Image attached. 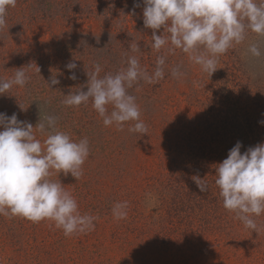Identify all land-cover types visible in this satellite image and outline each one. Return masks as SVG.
Returning <instances> with one entry per match:
<instances>
[{
	"label": "rangeland",
	"instance_id": "rangeland-1",
	"mask_svg": "<svg viewBox=\"0 0 264 264\" xmlns=\"http://www.w3.org/2000/svg\"><path fill=\"white\" fill-rule=\"evenodd\" d=\"M29 3L24 6L31 15ZM135 3L140 6L134 8ZM60 22L59 38L76 39L71 52L85 47L78 56H85L91 70L93 62L99 64L100 77L125 68L130 56L149 74L157 57L164 56L165 74L156 83L140 80L127 89L147 134L129 131L134 122L123 130L106 127L91 100L76 106L80 123L88 128L84 138L95 134L93 124L115 139L112 154L90 152L83 175L61 183L81 214L97 217L94 230L65 236L52 221L23 218L25 244L11 243L15 235L8 225L0 227V264H264V214L254 217L258 230L252 232L223 207L214 183L217 164L237 141L241 153L264 143V125L258 123L264 120V56L247 52L252 43L264 45V37L248 31L244 42L217 57V70L209 76L179 49L151 47L152 30L143 24L141 0H101L75 24ZM74 55L67 63L75 62ZM174 68L183 75L173 77ZM37 137L41 142L46 138ZM193 176L204 179L206 192ZM123 201L128 202L127 217L117 220L112 207ZM5 220L12 223L9 215Z\"/></svg>",
	"mask_w": 264,
	"mask_h": 264
},
{
	"label": "clouds",
	"instance_id": "clouds-1",
	"mask_svg": "<svg viewBox=\"0 0 264 264\" xmlns=\"http://www.w3.org/2000/svg\"><path fill=\"white\" fill-rule=\"evenodd\" d=\"M17 0H0V28L6 24L9 7ZM143 24L152 30L151 47L160 51L165 46L169 52L176 49L188 55L189 60L201 67L209 76L217 70L219 55L234 45L245 41L248 31L264 37V0H141ZM139 3L134 4L139 7ZM134 11V9H133ZM163 29L157 34V30ZM138 51V45H132ZM202 49V50H201ZM247 52L255 58L264 56V45L252 43ZM165 57L158 56L152 74L140 67L135 56L127 59V66L115 74H105L99 64L87 73V90L80 88L65 95L66 106H80L90 100L93 109L103 118V124L118 129L134 122L129 131L147 134L148 128L141 120L140 108L135 97L127 91L133 84L143 80L149 84L164 77ZM66 69L69 79L75 80L77 65L70 62ZM36 70L40 72L36 65ZM173 77L183 75L178 68L172 69ZM30 77L25 67L16 69L12 78L0 79V94L14 86L23 87ZM52 78L47 83L59 84ZM111 105V111L108 106ZM264 115V114H262ZM57 117H40L33 127L21 121L17 114L8 116L0 112V215H12L38 223L54 222L65 236L86 234L95 228L97 217L81 214L75 197L60 181L50 179L56 175L71 174L75 179L83 175L82 165L90 155L87 138L78 141L57 128ZM264 125V120L258 121ZM34 128L46 138L37 139ZM242 143L237 141L229 150L227 158L215 168V185L219 188L223 207L235 214V218L252 232L258 230L254 217L264 214V143L247 148L241 153ZM193 181L201 192L207 184L199 176ZM128 202H116L112 207L115 219L127 217Z\"/></svg>",
	"mask_w": 264,
	"mask_h": 264
},
{
	"label": "trees",
	"instance_id": "trees-1",
	"mask_svg": "<svg viewBox=\"0 0 264 264\" xmlns=\"http://www.w3.org/2000/svg\"><path fill=\"white\" fill-rule=\"evenodd\" d=\"M24 1L31 2L29 4L34 14L28 13ZM100 1L17 0L15 7L8 8L6 24L0 28V79L12 78L16 69L21 67H25L30 79L25 86H14L7 93L0 94V112L8 116L16 113L19 120L30 122L33 127L37 125V120L42 115H54L58 118V130L68 133L73 140L78 141L88 135V128L85 123H80L81 118L76 114L79 109H76V106H66L62 101L65 95L74 92V89L87 90L86 72L92 71L96 63L93 62L91 70V65L84 62L85 56H78L86 49L85 47L75 49L73 52L68 50L72 49V45L77 41L73 39V42H63L58 36V25H61L62 19L75 24L76 20L87 17L88 10H96ZM73 54L77 65L73 70L77 77L75 80L69 79L71 73L65 67L68 64L66 59ZM58 59H62V62ZM36 65L40 72L36 70ZM58 69H61L60 74H56ZM52 78L60 82L49 88L47 83H50ZM53 88H57L58 93L52 91ZM89 125L95 129L94 135L86 137L92 155L105 157L112 154L115 150L114 137L98 125ZM89 131L92 132L90 127ZM34 132L37 137L39 132L35 128ZM50 179L63 183L67 179H72V176L55 173ZM5 217L6 215H0V227L8 225L9 234L12 237L15 235L17 239L11 243L18 244L23 241L25 244L22 238L25 226L23 217L9 214L12 220L9 224ZM2 234L6 237L5 231ZM33 241L36 242L35 236ZM25 249L27 250L24 247L21 251ZM29 250L32 254L38 251Z\"/></svg>",
	"mask_w": 264,
	"mask_h": 264
}]
</instances>
